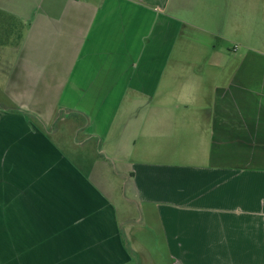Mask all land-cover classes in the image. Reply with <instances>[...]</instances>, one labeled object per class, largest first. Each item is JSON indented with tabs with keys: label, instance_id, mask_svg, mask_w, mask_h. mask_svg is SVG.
Masks as SVG:
<instances>
[{
	"label": "crops",
	"instance_id": "crops-1",
	"mask_svg": "<svg viewBox=\"0 0 264 264\" xmlns=\"http://www.w3.org/2000/svg\"><path fill=\"white\" fill-rule=\"evenodd\" d=\"M0 12L20 35L0 88V264H140L119 182L158 261L264 264V0H0ZM59 111L93 161L51 136Z\"/></svg>",
	"mask_w": 264,
	"mask_h": 264
},
{
	"label": "rangeland",
	"instance_id": "rangeland-1",
	"mask_svg": "<svg viewBox=\"0 0 264 264\" xmlns=\"http://www.w3.org/2000/svg\"><path fill=\"white\" fill-rule=\"evenodd\" d=\"M1 24L0 88L6 91V87H4L3 85V82L6 78L5 75H13L11 74L13 73V65L18 57V55L12 50V46L10 45H13L18 41V34L14 28L11 30L7 29V26H9L7 22L1 21ZM7 44L8 46H4ZM8 91L10 92V90ZM56 115L57 116L51 120L48 129L51 136L55 138L57 142L62 144L65 149H68L66 150V152L75 156L77 161L80 162V158H87L85 160L86 162L93 161V153H95V151L86 148L85 139L82 133L73 132V124L66 119H63L62 112L60 113L59 111ZM59 116H62V118H60ZM102 159L98 158L97 162H100ZM106 168V172L109 176H112L117 171H120V165L117 163H113L111 160L108 161ZM93 172H95V170H93ZM107 173H105V175H107ZM115 183L116 182H114V184ZM117 186H119V189H116L117 197H115L114 200L117 203L119 215H121L120 219L123 220V218H125V220L121 224L122 236L125 244L136 251L135 255H137L140 264H165L158 261L159 257L157 254V248L154 246V237L149 235L148 231H146L143 223L141 222V215L138 207L136 205L131 206V204L128 202V200L132 198L130 197V195H128L124 187H120V182ZM148 256H152L153 261L146 262L144 259L147 260Z\"/></svg>",
	"mask_w": 264,
	"mask_h": 264
},
{
	"label": "trees",
	"instance_id": "trees-1",
	"mask_svg": "<svg viewBox=\"0 0 264 264\" xmlns=\"http://www.w3.org/2000/svg\"><path fill=\"white\" fill-rule=\"evenodd\" d=\"M1 21L7 22L9 24V26H7L8 30H11V29L14 28L17 31V29H16L17 27H16L15 23L13 21H11L8 17H6L3 13L0 12V27L2 25ZM18 33H19V31L17 32V34ZM17 37H18V40H19L20 35L18 34Z\"/></svg>",
	"mask_w": 264,
	"mask_h": 264
}]
</instances>
